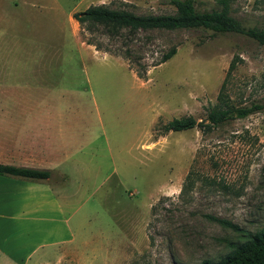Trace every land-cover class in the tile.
<instances>
[{"label":"rangeland","instance_id":"374dc122","mask_svg":"<svg viewBox=\"0 0 264 264\" xmlns=\"http://www.w3.org/2000/svg\"><path fill=\"white\" fill-rule=\"evenodd\" d=\"M218 1L195 0L200 10L220 9ZM229 2L244 27L264 29V0ZM102 4L143 16L176 13L171 0H0V85L8 88L0 98L23 99L18 108L0 102V116L29 115L31 93L41 103H81L84 119L81 199L64 215H48L50 222L30 220L21 205L0 198V213L15 218L0 221L4 238L11 234L0 247L15 264L29 248L36 250L30 264L43 254L49 264L218 261L264 228V110L208 132L165 133L164 126L205 120L225 81L233 105L264 106V46L202 29L141 33L151 37L144 62L177 47L142 80L123 59L85 43L91 37L111 47L101 28L91 34L73 19Z\"/></svg>","mask_w":264,"mask_h":264},{"label":"trees","instance_id":"16d2710c","mask_svg":"<svg viewBox=\"0 0 264 264\" xmlns=\"http://www.w3.org/2000/svg\"><path fill=\"white\" fill-rule=\"evenodd\" d=\"M220 9L200 10L195 0H171L175 7L174 15H136L133 12L120 9H111L107 5L89 7L83 12L73 14L84 31L89 33L98 32L101 28L103 35L107 36L111 47H106L96 39L87 37L85 43L95 46L96 50L109 53L112 56L123 59L129 69L133 70L139 79H147L151 68H156L170 59L177 53V47H171L160 59L152 63L144 62L143 53L145 47L151 42L147 36L146 41L141 38V33L152 31H178L202 29L219 34H236L245 36L264 46V29L257 27L246 28L240 21L231 15L229 0H219ZM235 68V62L230 65L229 72ZM226 81L221 88L219 103L208 112L207 118L198 122L194 117H183L173 119L164 126V132H183L194 128H200L204 132L221 126L224 123L235 119H244L252 114L260 113L264 106L260 103L251 105H233L224 99ZM0 176H10L32 181L48 180L52 176L50 170H39L33 168L17 167L0 163ZM190 174L183 192L190 183ZM226 225L235 231H242L237 225L225 220L213 219ZM232 251L218 261L209 259L203 260L200 264H264V228L256 233H249L247 240L235 245L232 244Z\"/></svg>","mask_w":264,"mask_h":264},{"label":"crops","instance_id":"0c3cea01","mask_svg":"<svg viewBox=\"0 0 264 264\" xmlns=\"http://www.w3.org/2000/svg\"><path fill=\"white\" fill-rule=\"evenodd\" d=\"M2 89L5 91L8 88L0 85V90ZM22 101L23 99L18 96H14V99L7 96L0 98V102L14 103L17 108L18 102ZM29 102L31 109L29 115L0 116V163L50 170L52 176L43 181L0 176V198H10L11 201L14 200L12 205H21L18 208L20 214L27 215L30 220L52 222L53 220L48 217L54 214L64 215L65 206L78 203L81 199L79 172L80 157L84 150L83 132H81V121L84 119L81 117V103H41V99L34 98L31 93ZM68 187L74 191L67 193L65 190ZM38 214L46 217L39 219ZM5 218L15 219L14 216L0 213V221ZM4 230L5 223L0 224V240L8 243L11 234L4 238L2 234ZM55 231L54 227L46 230L48 233ZM24 232H26L25 240L28 241L31 233H28V228L22 233ZM30 245L29 242V247ZM25 246H28V243H25ZM4 247L5 244L2 243L0 264L1 262L15 264L9 257L7 259L8 255L5 254ZM35 251L29 248L23 264L31 263ZM48 256L41 255L33 264H49L46 260Z\"/></svg>","mask_w":264,"mask_h":264}]
</instances>
